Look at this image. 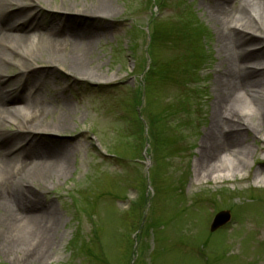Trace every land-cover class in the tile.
Returning <instances> with one entry per match:
<instances>
[{
  "label": "rangeland",
  "instance_id": "rangeland-1",
  "mask_svg": "<svg viewBox=\"0 0 264 264\" xmlns=\"http://www.w3.org/2000/svg\"><path fill=\"white\" fill-rule=\"evenodd\" d=\"M204 1L110 0L107 21L60 15L71 25L106 27L92 41L86 71L112 80H82L42 62L29 67L31 75L44 76L36 97L72 103L66 129L48 122L38 141L66 146L74 140L76 151L60 177L30 181L28 197L56 219L51 242L30 257L26 236L9 241L0 233V264H264V184L253 180L264 168V139L248 128L252 163L241 162L240 174L203 179L210 171L197 162L223 60L219 25L209 20ZM35 12L46 21L57 17L44 7ZM25 25L20 34L27 33ZM44 31L33 36L46 37ZM20 72L10 67L8 83ZM235 111L255 129V117ZM255 114L260 118L261 111ZM4 130L13 139L19 131L16 124ZM223 211L229 222L210 232Z\"/></svg>",
  "mask_w": 264,
  "mask_h": 264
},
{
  "label": "bare ground",
  "instance_id": "bare-ground-1",
  "mask_svg": "<svg viewBox=\"0 0 264 264\" xmlns=\"http://www.w3.org/2000/svg\"><path fill=\"white\" fill-rule=\"evenodd\" d=\"M204 2L209 20L219 25L216 43L223 60L216 69L213 82L216 99L197 162L210 171L203 179H225L241 173V162L252 163L245 142L248 128L264 139V0ZM50 3V0H0V233L9 241L26 236L33 248L27 253L30 257L38 255L51 242L56 226L53 212L36 197H28L30 181L39 176L60 177L76 150L70 144L74 140L70 139L66 146L62 142L51 145L38 141L40 134L47 132L48 122L56 130L66 129V121L73 118L72 103L67 97L57 101L50 98L56 105L53 108L50 101L36 97L40 88L43 89L44 76L36 72L31 75L33 70L29 67L42 62L82 80L97 83L112 80L86 71L93 61L92 41L97 31H104L106 27L71 25L60 16L88 14L96 20L107 21L114 10L110 0H59L52 6ZM37 7L47 8L57 17L43 20L35 12ZM23 12L25 19L21 16ZM24 25L30 27L27 33L20 34L19 29ZM39 30H45L46 37L33 36ZM15 42L20 46H15ZM13 66L21 69L18 81L28 72L19 91L17 86L21 82L8 83L6 78ZM161 68L166 69L164 65ZM25 86L29 92H25ZM181 107L184 108L183 104ZM236 109L242 115L255 117V129L239 117ZM258 109L260 118L255 114ZM198 112L196 109L193 115ZM9 124L18 127L16 139L4 136V128ZM19 138L27 143L16 146L13 141ZM253 180L255 184H264V168L254 173Z\"/></svg>",
  "mask_w": 264,
  "mask_h": 264
},
{
  "label": "water",
  "instance_id": "water-1",
  "mask_svg": "<svg viewBox=\"0 0 264 264\" xmlns=\"http://www.w3.org/2000/svg\"><path fill=\"white\" fill-rule=\"evenodd\" d=\"M229 220H230V215H229L228 212H226V211L219 212L212 219L209 231L210 232H214L216 229H218V228L224 226L225 224H227L229 222Z\"/></svg>",
  "mask_w": 264,
  "mask_h": 264
}]
</instances>
